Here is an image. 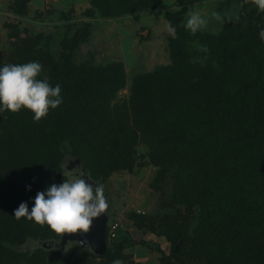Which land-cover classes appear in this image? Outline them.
<instances>
[{
	"label": "trees",
	"instance_id": "16d2710c",
	"mask_svg": "<svg viewBox=\"0 0 264 264\" xmlns=\"http://www.w3.org/2000/svg\"><path fill=\"white\" fill-rule=\"evenodd\" d=\"M24 1L18 3L15 0L17 6L14 8L20 6L21 9ZM157 1L137 0L135 3L127 2L125 7L130 6L134 10ZM190 1L181 0V7L169 16V21L176 28L175 36L170 37L167 43L169 61L151 72L135 73L130 77L129 107L132 113L143 115L141 120L147 126L144 131L147 156L159 167L157 176L170 173L178 181V185L173 183L178 191L181 187L177 197L180 196L187 207L191 206L192 213L195 205V213L204 218L208 226L204 232L209 237L205 241H209L212 247H218L215 231L220 229L221 235L229 226L226 221L230 224L240 221L250 247L235 252V259L230 258L229 264H264V40L256 31L255 19L245 13L230 20V24L224 22V29L216 35H203L207 37L206 54L190 58L182 52L184 42L196 35L202 38L199 33L193 35L181 26V12ZM19 8L15 11L22 12ZM38 36L18 38L19 41L14 42L17 47L16 64L34 57L40 59L43 68L40 78L46 74L50 79L52 74L55 76L53 85L61 86L62 103L49 110L46 120L42 118L47 125L44 130L42 123L36 124L29 121V116L24 117V108L16 113H0V140L11 143V146L5 143L8 145L7 154L4 158L0 156V264H21L17 257L15 259V254L33 253L35 249L42 252L40 263L29 259L25 264H47L49 257L54 254L63 257L72 246L76 247L75 252L82 250H78L77 244L67 251L44 249L35 240L58 237L28 227L23 222L15 226V221H11L14 205L9 191L11 171L19 170L27 182L31 170L24 168V164L42 159L40 156L47 150L48 165L40 168L44 183H49L50 170L54 171V176L63 175L60 167L70 155L78 156L82 160L81 169L88 171L85 166L91 157V146V152L97 159H104L107 168L127 167L130 163L126 156L114 151L120 138L119 131L123 133L127 120L115 122L118 135L105 122L104 125L91 122L93 116L88 114L80 99L84 87L91 82L77 80L72 69L64 71L63 62L70 61L68 48L60 60L43 52L39 56L41 44ZM75 38L76 34L70 39L74 41ZM42 39L46 46L49 41ZM124 80L125 74L115 68L105 80L108 82L106 96L112 95L115 84H123ZM20 117L23 119L21 122ZM26 123L27 129L22 133L20 127ZM130 134L133 136L134 132ZM76 140L78 147H75ZM34 156L39 158L33 159ZM52 158H57V161ZM230 206L234 208L228 212ZM216 214L222 218L214 216ZM108 216L111 217L110 214ZM173 225L175 223L171 227ZM108 226L104 253L89 252L110 259L111 264L114 259L121 258L123 246L117 242L110 246ZM179 237L177 235L176 239H181ZM180 243L182 239L177 246ZM229 247L221 256L226 255ZM219 252L216 248V252L211 253V260L223 261Z\"/></svg>",
	"mask_w": 264,
	"mask_h": 264
},
{
	"label": "rangeland",
	"instance_id": "374dc122",
	"mask_svg": "<svg viewBox=\"0 0 264 264\" xmlns=\"http://www.w3.org/2000/svg\"><path fill=\"white\" fill-rule=\"evenodd\" d=\"M20 1L18 0V3ZM104 1L25 0L21 7L22 12H16L15 10H18L20 6L14 8L15 0H0V67L4 64H16L17 47L14 42L19 41L18 38L39 35L41 44L39 56L43 52L51 55L55 60H60L68 48L67 54L70 61L63 62L64 71L72 69L74 76L77 75V80L82 83L91 82L80 94L86 111L91 117L93 116L91 122H96L98 125H104L105 122L109 129L117 132L119 130L115 122L127 120L123 133L119 131L120 138L114 151L130 159L128 166L107 168L104 159H97L91 152L92 146L89 149L91 157L88 165L85 166L91 176L98 179L96 183L104 185L105 196L109 202L107 214L111 215L109 230L107 229L108 243L112 247L115 242L123 246L120 260L124 264H226L227 262L229 264L230 258L235 259V252L241 248L245 251L250 247L245 239L241 222L230 224V221H226L229 226L223 229L221 235H219L220 229L215 231L214 236L217 240H214L218 247H212L209 241H205L209 237L204 232L208 228L204 218L195 213L197 211L195 205L192 206L194 207L192 213L191 206L187 207L183 199L180 196L177 197L181 187L178 191L175 187L178 181L170 173L164 172L161 177L157 176L160 174L159 167L154 165L147 156L148 146L145 141L147 135L146 132L144 133L147 126L145 121L141 120L143 115L132 113L129 107L130 77L135 73L151 72L155 67L169 61L167 43L172 36L163 30V25L165 22L172 24L169 16L181 7V0H158L150 6L138 7L134 10L125 5L127 2L135 3L137 0ZM190 10H199L209 17L207 29L197 32L202 38L196 35L184 42L182 52L187 53L186 55L192 59H195L198 54L204 55L205 52L198 51V48L208 50L206 38L209 35H216L224 29V22L227 21L230 24V20L239 15L249 13V18L255 19L254 24L258 35L260 30L264 29V12H259L250 0H192L181 12V21ZM212 11L224 16V22L210 18ZM74 32L76 38L71 41L70 38L75 35ZM42 37L49 41L46 46L42 42ZM69 43H72L70 47ZM31 61L42 63L36 57L24 63ZM115 68L125 74V80L123 84H115V88L110 93L112 95L107 97L105 86L108 82L106 83L105 80ZM51 76L53 78H48L49 83L55 86L53 85V82H56L55 76L53 74ZM73 85L76 87L75 82ZM104 91L105 94H102ZM22 111L24 117H30L29 121L36 124L42 123L43 130L47 127L42 119L34 122L33 114L29 110ZM47 117L48 115L44 117V120ZM22 120L20 117L19 121ZM27 124H22L21 132L27 129ZM131 131L134 132L133 136L130 134ZM77 140L75 147H78ZM5 143L7 142L4 139L0 140L1 158L6 156L7 146H11V143H7V146ZM48 156L47 150L40 156L42 159L24 164V168L31 170L27 182L23 177L24 174L19 170L11 171L9 191L14 204L11 221H15V226L23 222L28 227L55 235L47 225L41 227L27 218L17 220L14 217V210L21 202H26L30 210L38 191H45L46 187L52 183H62L63 175L54 176L53 170H50L49 183H44L40 168L48 165ZM38 158V156L33 157V159ZM52 160L55 162L57 158ZM181 186L184 187V183ZM233 208L228 207V212L233 211ZM214 216L222 218L218 214ZM172 223L175 225L171 227ZM7 230L4 229V231ZM177 235H180L182 243L174 250L175 242L178 240ZM226 247H229V251L221 256ZM75 248L72 246L63 257L52 255L48 258L47 264H64V262L66 264H110L108 258L93 255L88 249L75 252ZM216 248L218 252L221 251L219 255L223 261L211 260V253L216 252ZM41 254L39 249H35L33 253H16L15 259L17 257L16 260L21 264H25V261L29 259L35 263L40 260Z\"/></svg>",
	"mask_w": 264,
	"mask_h": 264
},
{
	"label": "clouds",
	"instance_id": "9594fccd",
	"mask_svg": "<svg viewBox=\"0 0 264 264\" xmlns=\"http://www.w3.org/2000/svg\"><path fill=\"white\" fill-rule=\"evenodd\" d=\"M250 2L259 12H264V0ZM210 18L224 22L225 17L212 11ZM208 24L209 17L199 10L188 11L181 22V26L193 35L206 30ZM163 30L173 37L176 34V28L170 22L164 23ZM259 36L264 40V29L260 30ZM197 50L207 52L206 48ZM42 70L41 63L37 61L4 64L0 67V113H16L24 108L33 114V121L38 122L48 115L50 109H55L62 103L61 86H52L47 76L40 78ZM65 164L66 159L60 167L63 170L62 183H52L45 191H38L30 210L26 202H21L14 210L17 220L27 218L41 227L47 225L58 238L64 234L88 233L93 219L109 209L104 185L95 182L93 186L84 179L85 175L89 177L87 173L80 169L68 170ZM73 243H82L88 247L86 241H70L65 251ZM111 264L124 262L114 259Z\"/></svg>",
	"mask_w": 264,
	"mask_h": 264
},
{
	"label": "water",
	"instance_id": "95a60500",
	"mask_svg": "<svg viewBox=\"0 0 264 264\" xmlns=\"http://www.w3.org/2000/svg\"><path fill=\"white\" fill-rule=\"evenodd\" d=\"M81 164H82V160L78 156L70 155L66 159L65 167L68 170H72V169L82 170ZM84 172L89 175L88 171L84 170ZM84 179L86 180V182L93 184V186L95 182L98 181L90 177V175L89 177L85 175ZM108 219H109V216L107 212L104 214H101L97 218H94L91 229L86 234H81V233L64 234L57 239H53V238L37 239L35 240V243L43 247L44 249L52 250L54 248H58L60 251H63L65 250L66 246L68 245V242L70 241L71 242L86 241L88 247H90L91 250L88 247H86L85 244H82V243H73V244H77L78 250L85 248L91 251L93 254L102 255L105 251V246H106L105 230H106ZM180 241L181 239L178 240V242ZM178 242H176V244L174 245V249L176 248Z\"/></svg>",
	"mask_w": 264,
	"mask_h": 264
},
{
	"label": "built area",
	"instance_id": "2783aa9c",
	"mask_svg": "<svg viewBox=\"0 0 264 264\" xmlns=\"http://www.w3.org/2000/svg\"><path fill=\"white\" fill-rule=\"evenodd\" d=\"M109 227V226H108ZM109 230V229H108Z\"/></svg>",
	"mask_w": 264,
	"mask_h": 264
}]
</instances>
